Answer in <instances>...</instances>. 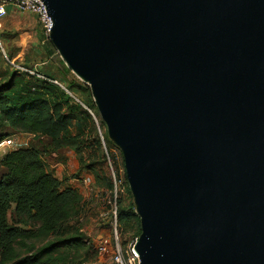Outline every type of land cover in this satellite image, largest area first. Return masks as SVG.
<instances>
[{
  "label": "water",
  "instance_id": "water-1",
  "mask_svg": "<svg viewBox=\"0 0 264 264\" xmlns=\"http://www.w3.org/2000/svg\"><path fill=\"white\" fill-rule=\"evenodd\" d=\"M123 157L140 264H264V0H41Z\"/></svg>",
  "mask_w": 264,
  "mask_h": 264
},
{
  "label": "trees",
  "instance_id": "trees-1",
  "mask_svg": "<svg viewBox=\"0 0 264 264\" xmlns=\"http://www.w3.org/2000/svg\"><path fill=\"white\" fill-rule=\"evenodd\" d=\"M45 39L49 54L56 53ZM63 66L61 73L70 76L71 88L85 94L88 104H84L99 116L90 88ZM26 68L35 74L14 72L0 82V143L16 134L47 141L41 150L11 151L0 161V264H87L94 246L87 247L82 234L83 197L72 188L61 191V182L44 157L60 151L75 153L80 164L77 176L89 171L95 189L110 192L113 184L103 145L91 115L50 82L60 81ZM4 129L9 132L3 133ZM104 137L107 149H115L106 132ZM124 183L130 201L126 206L117 202L118 226L128 228L137 222L139 238L140 220L126 179Z\"/></svg>",
  "mask_w": 264,
  "mask_h": 264
},
{
  "label": "rangeland",
  "instance_id": "rangeland-1",
  "mask_svg": "<svg viewBox=\"0 0 264 264\" xmlns=\"http://www.w3.org/2000/svg\"><path fill=\"white\" fill-rule=\"evenodd\" d=\"M28 15H32L30 13H26L25 16L20 17L22 22H28L29 18ZM34 16V15H32ZM41 25V24H40ZM23 30L18 31H11L7 30L3 35L4 38L2 40V37H0L1 42L5 43L3 44L4 52L0 48V82H3L7 80L14 72H20L24 73L26 71V67H31L34 69L35 72H42L46 73L48 75L56 77L64 87L68 89L70 88V92L83 104H88V99L85 94L79 92L75 87L71 88L69 79L66 77V75L60 73L61 70L64 69L63 61L60 59V57L56 56L52 60L50 59L51 54L50 49H48L47 44L44 46H39V43L33 46V52L30 55H20V48L18 46V36L20 33H22ZM43 31V29H42ZM44 33V31H43ZM45 36V35H44ZM5 40V41H4ZM44 49V51L42 50ZM55 50V49H54ZM50 59V60H49ZM50 61V62H48ZM54 61V62H52ZM65 65V64H64ZM60 71V72H59ZM92 97V95H91ZM93 100V99H92ZM94 103V102H93ZM79 104V103H78ZM84 106L86 107V105ZM105 126V125H104ZM106 129V127H105ZM8 129H4L3 133H8ZM12 139V137L8 138ZM7 140V139H6ZM5 141V140H4ZM2 141V142H4ZM33 145L37 144V150L42 149V144L45 143L47 140L42 139H36L34 138ZM41 143V145H40ZM13 147L9 146V148L1 149L0 151V161H2L4 154L7 152L9 153V150H12ZM110 149H108L109 151ZM102 153L106 156L104 148H102ZM110 154H112L110 152ZM104 156V157H105ZM78 161V157L76 158ZM115 170L120 171L121 173L118 175L123 179V181H127L126 178V171L124 168L123 163V157L120 155L113 154L112 156ZM66 162H68L66 160ZM79 163V161H78ZM49 171L52 173V175L56 178L57 172L56 170H52L49 168ZM78 173L75 172L71 167H67V165L64 167L63 172H60V176L67 177L66 179H75L78 176ZM111 176V175H110ZM93 177V175H92ZM82 177H80L81 179ZM94 178V177H93ZM93 187H88V193L87 195L83 192H81L84 204V209L86 210V217L83 219L82 222V234L84 235V241L87 245V247H90V245L94 246V250L89 254L88 257H90L89 260H87V264H114L112 261V256L110 254L108 255H102L97 250V246L99 245V242L102 238H108L113 239V230L111 227V217H107L105 219L102 218V215L106 214L111 209V203H112V193L103 191L101 189H98L94 187V180H93ZM128 184V183H127ZM124 185V184H123ZM66 187L61 188V190L65 189ZM129 188V186H128ZM132 196V195H131ZM133 199V198H132ZM118 201L122 202V206H126L128 202L130 201V195L128 194V190L124 192V194L119 195ZM134 203V202H133ZM118 236L123 244L124 247H127L131 243L135 242L138 238V223L133 221L132 225L128 228L118 226ZM40 246V244H38ZM85 259H87V254H85Z\"/></svg>",
  "mask_w": 264,
  "mask_h": 264
},
{
  "label": "built area",
  "instance_id": "built-area-1",
  "mask_svg": "<svg viewBox=\"0 0 264 264\" xmlns=\"http://www.w3.org/2000/svg\"><path fill=\"white\" fill-rule=\"evenodd\" d=\"M9 6H12L16 8L18 11L23 13H30L34 16H36L39 20V23L41 24L44 34L46 37L49 36L50 31L52 30L53 23L52 20L48 14V10L44 3L41 0H0V20L6 17L7 15V8ZM0 48L4 52V49L2 47V43L0 40ZM28 72L31 75H34L35 73L32 71H24ZM39 78L45 79V77L38 75ZM47 80V79H45ZM54 83L55 85L61 87L66 94H68L74 101L79 103L93 118L97 132L99 135V138L101 140V143L103 145V148L106 153L107 158V164L108 168L110 170L111 174V180L113 184V189L111 191L113 201L111 203V209L104 215H102V218L105 219L107 217H111V227L113 230V239L108 238H102L99 242V245L97 246V250L102 255H108L110 254L112 256V261L114 264H140L139 257L135 253V245L137 243V240L127 247H124L121 243L119 236H118V217H117V202L119 199V195L124 194L125 192V183L121 177L118 175L121 173L120 171L115 170L114 162L112 159L113 154L122 156L120 150L116 147L115 149H111L108 151L105 143V137L104 133L106 132L105 127L102 125V121L99 116H97L92 110L85 107L84 104H82L69 90H67L62 84H60L57 81H50ZM107 133V132H106ZM9 146H13V140L7 139L4 142L0 143V150L4 148H9ZM110 152L112 154H110ZM82 185L84 186H91L93 183V179L91 177H82L80 179ZM124 184V185H123Z\"/></svg>",
  "mask_w": 264,
  "mask_h": 264
},
{
  "label": "crops",
  "instance_id": "crops-1",
  "mask_svg": "<svg viewBox=\"0 0 264 264\" xmlns=\"http://www.w3.org/2000/svg\"><path fill=\"white\" fill-rule=\"evenodd\" d=\"M25 15L26 13L20 12L16 8L9 6L7 8L6 17L0 20V37H2V40L4 38L3 34L7 30H11L15 32L24 29V31L20 33L17 39L19 41L18 46L20 48L19 56L20 55L25 56L27 54L30 55L33 52V46H35L38 43L39 46H44L46 44V39H45L46 36H44L45 34L42 31L43 28L40 25L38 18L36 16L28 15L29 21L22 22L20 17ZM3 44L5 43L4 42L2 43V47ZM42 50L44 51L43 48ZM56 56H57L56 53H53L51 54L50 59L52 60ZM66 77L70 78V76H66ZM11 137L13 138V146H12L13 149L9 150V152L18 151V150H27L30 148H37V144L33 145L32 143L34 142L33 141L34 137L31 135L16 134V135H12ZM7 153L4 154V156H6ZM76 158H77L76 154L71 151H60L57 153L48 154L44 157L48 167L52 170H56L57 172L56 178L61 182V188L63 187H66L65 189L72 188L74 190H77L80 194L81 192L82 193L84 192L87 195L88 187L82 185L80 181V177H85V176L91 177L94 180L92 174L89 171H83L81 172V175L79 177L75 179H66L65 181L63 179L67 177L60 176V172H63L64 167L66 165L67 167L69 166V168L71 167V169H73L75 172L77 173L80 172V164L78 163ZM66 160L68 162H66ZM91 187H93V184ZM65 189L61 191H64ZM83 199H85V197Z\"/></svg>",
  "mask_w": 264,
  "mask_h": 264
}]
</instances>
